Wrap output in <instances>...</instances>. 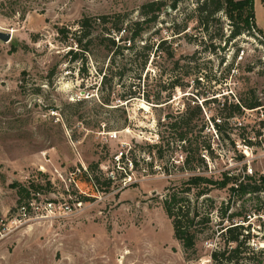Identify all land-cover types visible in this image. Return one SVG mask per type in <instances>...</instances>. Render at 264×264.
Here are the masks:
<instances>
[{
	"label": "rangeland",
	"instance_id": "1",
	"mask_svg": "<svg viewBox=\"0 0 264 264\" xmlns=\"http://www.w3.org/2000/svg\"><path fill=\"white\" fill-rule=\"evenodd\" d=\"M152 1L158 0H0V33L11 35L9 42L0 39V264H211L213 252L229 248V234L220 230L233 214L250 236L238 264H263L264 192L238 196L227 188L213 191L209 202L200 200L208 222L197 224L196 251L189 252L163 206L172 180L188 176L178 170L184 158L164 116L188 103L203 110L196 141L201 148L211 143L214 159L206 158L212 172L257 180L264 174V108L229 119L222 134L209 121L220 102L245 98L251 89L264 104L260 33L227 41L232 26L224 13L200 23L197 8L204 0H182L176 10L169 8L173 0H161L166 6L157 24L119 61L127 70L121 81L116 76L112 95L99 90L109 53L94 49L74 61L67 52L78 49L58 34L64 26L74 32L83 16L120 14L136 21ZM254 13L264 31V0H254ZM162 41L175 49L180 68L151 57L139 80L140 47ZM160 76L162 90L154 85ZM174 79L181 88L169 89ZM131 89L136 98L120 100ZM144 92L151 98L172 94V100L157 106ZM160 141L165 160L150 147ZM121 153L125 159L117 161ZM99 162L95 174L87 173ZM14 184L30 190L28 208L20 207L24 195Z\"/></svg>",
	"mask_w": 264,
	"mask_h": 264
},
{
	"label": "trees",
	"instance_id": "2",
	"mask_svg": "<svg viewBox=\"0 0 264 264\" xmlns=\"http://www.w3.org/2000/svg\"><path fill=\"white\" fill-rule=\"evenodd\" d=\"M181 1L173 0L169 8L176 10ZM165 6V2L161 0L146 3L140 9V18L133 22L126 21V16H121L120 14L113 16H83L77 22V28L74 32H72V28L64 26L58 28V34L66 41L71 40L76 46V49H78L73 50L71 48L67 52V55L74 61H79L81 57L87 58L90 55H94V49L109 53L107 70H100L99 72L102 75L99 90L102 95L105 92L108 95H112V83L115 82L116 76L118 75V80L121 81L127 70L125 68L127 66H121L119 61L125 58L127 51H134L137 44L143 41L144 35L154 28ZM197 12L200 23L203 25H205V22L208 24L210 20L216 19V15L219 13H224L232 26L227 41H231L246 32L252 33L255 31L260 33L264 38V34L257 28L254 21V0H204L198 5ZM165 43L166 41H162L158 45L144 44L140 47L145 51V56L137 71L139 80L142 79L143 72L146 70L151 57L156 59V61L165 58L171 59L173 61V70L180 68L181 62L176 59L175 49L165 48ZM139 59L140 57L138 58L136 55V60L134 61H138ZM133 65L134 62L131 61L129 67ZM161 78L162 76L154 84L157 88L160 87V90L166 88L162 84ZM178 87H182L179 80H172L169 89L175 90ZM125 93L124 96H121L120 100L126 102L136 98L135 92L132 89ZM160 94L161 92H159L156 98H151L147 92H144V96L146 95L145 99L150 103L157 106L170 104L172 94H168L165 97ZM236 99L229 101L226 98L225 101L220 102L215 114L209 119L213 125V129L217 133L222 134L229 119H239L247 110L259 111L264 108L263 102L253 89L249 90L245 98L236 97ZM109 102L110 100L104 99V104L109 105ZM212 102H217V100L212 99L210 103ZM203 120V110L195 102L193 105L188 103L183 110H178L176 113L164 116L163 121L165 130H168L170 137L174 139L177 145V151H180L184 158L183 162H180L181 164H179L178 170L188 173L186 178L172 180L174 185L166 188L167 194L163 200V206L168 217L172 220L175 238L182 243L187 252L196 251L198 231L195 228L197 224H207L208 222V217L198 208L200 200H203L202 202H209L210 195L213 191L227 188L233 195L238 196L264 192L263 175L257 180L252 174V176L246 177H242L240 174H230L229 172H222L220 175H216L210 170L208 160L214 159L212 145L210 143L201 148L196 141V131L200 133L203 130V128L197 130L198 123L199 121L203 122ZM260 125L264 130V120H261ZM263 133L259 131L256 135L261 137ZM245 143H247V146L252 145L251 141L247 142L245 140ZM150 147L157 149L156 154L158 159L165 160L166 155L163 141L150 144ZM207 155L209 159L206 158ZM121 157V159H125L124 153H121ZM240 157L243 158L244 156L240 155ZM130 163L132 166H138L136 160H131ZM100 165L101 162L94 166H89L87 173L89 171L95 174V171L99 170ZM175 165L174 163L172 164L173 168L177 167ZM165 172L169 175L166 168ZM95 180L99 182L97 176L92 177L94 184L96 183ZM18 186L20 185L14 184L13 187ZM21 193L24 195V203L20 204V207L28 205L32 200L30 196L31 192L27 188L21 187ZM235 216H238V214L231 215L229 219L232 223L220 230V235L223 237L226 233L229 234L227 239L229 248L215 251L212 254L213 260L219 264L223 263L224 259L228 263L233 262L238 264L242 259V247H245L247 240L250 238L249 234H244L246 231L245 226L234 222ZM230 244H236V246L232 247Z\"/></svg>",
	"mask_w": 264,
	"mask_h": 264
},
{
	"label": "built area",
	"instance_id": "3",
	"mask_svg": "<svg viewBox=\"0 0 264 264\" xmlns=\"http://www.w3.org/2000/svg\"><path fill=\"white\" fill-rule=\"evenodd\" d=\"M254 111V110H253ZM240 125H242L241 123H240ZM120 157L121 156H117L116 158H117V161H119L120 160ZM130 165H132L131 163H130ZM250 173V175L252 174V172L250 171L249 172ZM263 176H264V174H263ZM33 200V199H32ZM32 200H31V202H29V204L28 205H23L21 208H28L29 206H30V204L32 203ZM48 210L50 211V213H53V211H54V208H53V204H52V202H50V203H48ZM245 234H249V232L246 230L245 231ZM250 239V238H249ZM249 239L247 240V241H249ZM262 239H263V242H264V236L262 237ZM260 250V253H261V251H262V253H264V243H261L260 244V248H259ZM263 249V250H262ZM209 263H211V264H213V258L211 257V259L209 260ZM214 264H219V263H217V262H215ZM263 264H264V262H263Z\"/></svg>",
	"mask_w": 264,
	"mask_h": 264
},
{
	"label": "water",
	"instance_id": "4",
	"mask_svg": "<svg viewBox=\"0 0 264 264\" xmlns=\"http://www.w3.org/2000/svg\"><path fill=\"white\" fill-rule=\"evenodd\" d=\"M0 39L4 42H9L11 40V35L6 33H0Z\"/></svg>",
	"mask_w": 264,
	"mask_h": 264
},
{
	"label": "crops",
	"instance_id": "5",
	"mask_svg": "<svg viewBox=\"0 0 264 264\" xmlns=\"http://www.w3.org/2000/svg\"><path fill=\"white\" fill-rule=\"evenodd\" d=\"M258 29L264 34V31L258 27Z\"/></svg>",
	"mask_w": 264,
	"mask_h": 264
}]
</instances>
